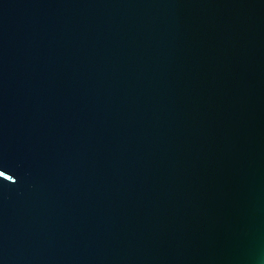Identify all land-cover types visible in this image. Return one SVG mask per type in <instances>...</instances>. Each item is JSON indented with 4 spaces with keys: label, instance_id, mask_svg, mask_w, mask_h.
<instances>
[{
    "label": "water",
    "instance_id": "1",
    "mask_svg": "<svg viewBox=\"0 0 264 264\" xmlns=\"http://www.w3.org/2000/svg\"><path fill=\"white\" fill-rule=\"evenodd\" d=\"M0 264H264V0H0Z\"/></svg>",
    "mask_w": 264,
    "mask_h": 264
}]
</instances>
